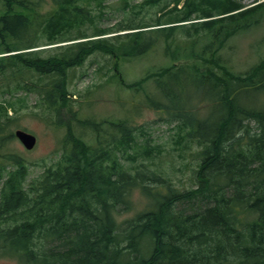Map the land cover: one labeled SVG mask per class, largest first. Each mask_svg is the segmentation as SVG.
Returning <instances> with one entry per match:
<instances>
[{
  "label": "trees",
  "instance_id": "trees-1",
  "mask_svg": "<svg viewBox=\"0 0 264 264\" xmlns=\"http://www.w3.org/2000/svg\"><path fill=\"white\" fill-rule=\"evenodd\" d=\"M90 1L54 0L42 13L34 0H0V75L18 77L15 90L0 86L10 90V98L0 101V145L15 136L4 133L15 119L9 110L26 108L30 91L59 117L67 109L75 120L67 124L72 145L61 164L28 182L29 168L16 156L0 173V251L26 264H264V105L257 102L264 93V58L236 72L220 56L232 36L261 22L264 1L243 9L237 0H183L181 8L176 0L179 10L165 20L120 28L128 32L118 49L96 25L91 33L70 34L88 19ZM159 36L174 62L138 83H122L134 88L154 79L163 93L148 92V105L167 114L180 143L199 144L191 188L120 162L118 151L136 143L127 120L108 122L111 145L124 146L114 151L109 144L91 146L73 130L79 123L99 137L104 126L69 107V69L96 51L131 60L154 48ZM38 39L76 41L41 56L33 49ZM187 87L195 91L178 89ZM19 90L26 94L17 96ZM242 93L252 103H243ZM209 105L211 113H204ZM135 188L150 206L122 227L115 212L130 207Z\"/></svg>",
  "mask_w": 264,
  "mask_h": 264
},
{
  "label": "rangeland",
  "instance_id": "rangeland-1",
  "mask_svg": "<svg viewBox=\"0 0 264 264\" xmlns=\"http://www.w3.org/2000/svg\"><path fill=\"white\" fill-rule=\"evenodd\" d=\"M34 1L39 4L37 8L42 13H47L53 5V0ZM237 1L249 7L264 0ZM87 3L88 19L83 23H78L81 25L76 24L71 27L73 29L70 34L91 33L95 29L93 25H96L98 29L106 31L102 37L112 38L117 49L121 46L120 39L124 38L120 36L126 35V31H120V28L130 24L132 26L133 24L152 25L165 20L170 12L179 10L175 8L176 0H153V2L148 0H91ZM182 4L183 0L177 4L178 8H181ZM260 21L259 24L232 36L226 48L221 51L220 56L236 72H245L264 58V18ZM185 23L189 26L191 21ZM180 33L181 29L177 28L175 35ZM161 39L163 37L159 36L154 48L131 60L118 61V55L96 51L81 65L69 69L68 89L70 94H74L70 97L71 107L78 111L80 118H93L104 126L102 134L98 137L95 132L81 127L78 123L75 128L76 134L81 135L82 140L91 146L111 145L112 141L108 138L111 135L108 122L127 120L134 124L136 143H133L132 147H128L126 151H118L120 162L128 168L139 166L138 168H149L162 173L164 180L168 179L172 185L180 189L191 188L195 185L194 168L200 162L197 154L199 144L193 143L188 147L187 143H180L174 125L167 120V114H162L158 109H153L148 105L146 91L156 94L157 97H161L163 93L162 90L157 89L158 84L153 79L146 81L147 83L143 85L144 90L141 85L134 88H127L124 85L125 82L143 78L147 71L156 67L160 69L174 62L170 61ZM74 41L47 44L48 42L44 39H38L36 43L39 46L35 52L38 55L47 56L60 51L58 45L66 47ZM116 65L119 70H116ZM7 83L4 77L0 78V86H6ZM9 84L12 86L11 90H15L18 85L17 78ZM178 89L187 94L195 91L194 88L189 89V87ZM9 91L5 88L0 90V101L10 98ZM17 92V96L26 94V91ZM200 93L203 94L204 90L201 89ZM240 100L243 103H252L253 97L242 93ZM26 102L27 107L17 110L14 114V123L4 133L8 134L10 131L22 128L36 135L37 143L33 149L28 150L17 138H3L2 141L5 142L0 145V173L5 165L15 163L14 157L20 156L29 168L30 174L27 181L30 182L37 180L45 168L55 167L63 162L65 150L71 145L67 141L66 126L70 119V112H63L59 117L37 92L30 91ZM257 102L264 105V93L258 97ZM211 109L209 105L208 109H204V113H211ZM59 118H62V125L56 123ZM142 143L147 144L150 150L149 155L142 148ZM117 144L124 147L120 143H114L110 146L113 151ZM135 144L138 145L135 146ZM129 155L133 158L131 161ZM111 156L115 157L114 153H111ZM129 200L128 209L115 212V217L122 227L138 212L148 208L151 202L141 188L132 190ZM19 259L16 255H7L0 251V264H26Z\"/></svg>",
  "mask_w": 264,
  "mask_h": 264
},
{
  "label": "water",
  "instance_id": "water-1",
  "mask_svg": "<svg viewBox=\"0 0 264 264\" xmlns=\"http://www.w3.org/2000/svg\"><path fill=\"white\" fill-rule=\"evenodd\" d=\"M16 134L27 148H32L34 146L36 142V138L34 135L27 133L25 131H22V130H18Z\"/></svg>",
  "mask_w": 264,
  "mask_h": 264
}]
</instances>
